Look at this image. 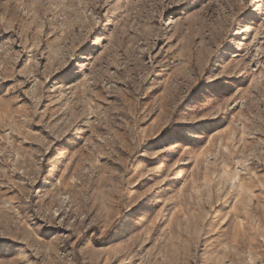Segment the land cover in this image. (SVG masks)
<instances>
[{
  "label": "rangeland",
  "instance_id": "rangeland-1",
  "mask_svg": "<svg viewBox=\"0 0 264 264\" xmlns=\"http://www.w3.org/2000/svg\"><path fill=\"white\" fill-rule=\"evenodd\" d=\"M0 264H264V0H0Z\"/></svg>",
  "mask_w": 264,
  "mask_h": 264
}]
</instances>
